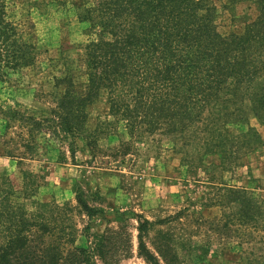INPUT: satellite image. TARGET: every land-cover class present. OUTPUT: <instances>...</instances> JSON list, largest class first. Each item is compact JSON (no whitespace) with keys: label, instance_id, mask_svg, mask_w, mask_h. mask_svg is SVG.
Returning <instances> with one entry per match:
<instances>
[{"label":"rangeland","instance_id":"obj_1","mask_svg":"<svg viewBox=\"0 0 264 264\" xmlns=\"http://www.w3.org/2000/svg\"><path fill=\"white\" fill-rule=\"evenodd\" d=\"M206 1L223 35L243 33L259 12L256 0ZM4 2L9 20L37 46V57L0 82V105L51 117L64 77L85 91V47L95 38L82 19L86 0ZM219 108L180 135L143 127L130 136L120 122L105 124L109 106L102 94L87 108L92 135L71 138L74 153L71 139L38 131L24 154L27 128L15 121L4 130L0 121V178L17 190L26 183L36 189L31 210L39 209L33 199L55 202L42 211L93 254V264H150L139 250L140 219L150 222L145 241L161 264H264V215L250 225L233 221L237 204L228 194L245 188L264 203V125L254 116L244 125H223L216 121ZM18 145L21 154L6 155ZM80 194L89 209L78 202Z\"/></svg>","mask_w":264,"mask_h":264},{"label":"trees","instance_id":"obj_2","mask_svg":"<svg viewBox=\"0 0 264 264\" xmlns=\"http://www.w3.org/2000/svg\"><path fill=\"white\" fill-rule=\"evenodd\" d=\"M256 1L258 15L245 31L223 35L206 0H86L82 19L95 38L85 47V91L78 92L73 79L64 77V92L56 98L52 116L42 120L0 105L4 130L15 121L27 128L31 139L23 138L24 154L32 150L38 131L65 141L92 135L86 126L87 108L102 94L109 106L105 124L120 122L130 136L143 127L148 133L180 135L216 105L221 111L216 121L223 125H244L250 116L264 125V0ZM36 57L37 46L9 20L0 0V82L34 65ZM69 144L74 153V140ZM15 150L23 152L18 145L6 155L16 156ZM3 178L0 264L94 263L93 254L42 211L55 202L33 199L39 209L31 210L28 202L36 189L26 183L17 190ZM228 194L237 204L233 221L250 225L264 215V203L253 191L231 188ZM78 202L89 209L81 194ZM149 224L140 219V254L150 264H161L145 241Z\"/></svg>","mask_w":264,"mask_h":264}]
</instances>
